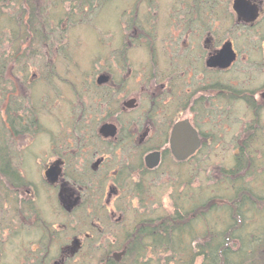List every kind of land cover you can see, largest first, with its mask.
I'll use <instances>...</instances> for the list:
<instances>
[{
  "label": "flooded vegetation",
  "instance_id": "obj_1",
  "mask_svg": "<svg viewBox=\"0 0 264 264\" xmlns=\"http://www.w3.org/2000/svg\"><path fill=\"white\" fill-rule=\"evenodd\" d=\"M106 5L113 27L94 29L96 50L86 48L85 61H59L62 69L55 61L35 83L20 78L23 89L44 84L49 100L64 93L52 125L43 122L38 93L35 105L23 101L25 91L5 98L11 106L0 111L3 207L40 221L35 253L52 252L50 264H86L100 248V263L121 264L142 240L147 253L165 187L171 196L185 172L200 174L214 138L203 125L217 115L207 101L250 106L258 93L222 77L247 71L252 56L264 69V0H85L86 26ZM43 211L58 223L47 224Z\"/></svg>",
  "mask_w": 264,
  "mask_h": 264
},
{
  "label": "rangeland",
  "instance_id": "obj_2",
  "mask_svg": "<svg viewBox=\"0 0 264 264\" xmlns=\"http://www.w3.org/2000/svg\"><path fill=\"white\" fill-rule=\"evenodd\" d=\"M35 4L38 12L41 10V17L43 16L48 19L54 17V21L51 23L53 25L52 40L54 41V45L51 48H37V55L34 59L35 61L31 64L32 66L30 65L28 70L29 73L27 74L29 77L28 80L33 81V83L40 80L36 77L39 76L42 78L43 76L48 75L49 73L47 70H51L56 65L62 69L63 64L59 61L72 59L78 60L79 62L85 61L87 59L85 57V52L87 51L86 48H90L87 52L96 50V33L94 29H97L96 27L103 29L113 27L112 16L114 15V11L113 9H110L108 5L101 8V11L103 10L104 13H101L96 18L91 19V28L89 25L86 26V21L77 22V24L75 23L76 26H73L72 19L75 18L71 17H76L75 15L79 14L74 13V15L70 17L68 11L69 9L66 8L68 7V3H65L63 0H51V2L48 0H38ZM108 9H110V11ZM60 10L62 11V14L56 18L58 14L57 12ZM51 12H54L53 15ZM59 17L60 19H58ZM127 19L128 17L126 16L125 22L123 23L120 19L121 24L125 23V26L128 21ZM59 20L62 21L61 25L58 26ZM102 37L107 39L109 36H107V34L99 36V38ZM118 37L119 40L122 39L121 36ZM250 56L251 55L249 54L247 58ZM258 58L259 56L250 57L251 60L249 64H253L254 66L244 67V69L248 68L244 73L240 72L241 70L237 67L230 70V75L222 77L223 80H226L223 81V83L228 81L232 83L233 86L238 87L243 84L241 83L243 80L245 85L250 87L251 91H258V93L254 95L255 98L251 101L250 106L244 102H237L235 100L232 102H226L224 100L217 102L207 101L208 106H210V104L217 105V115L213 118V122L203 125V130L205 133L211 132L214 138L211 145L204 147L206 149L204 152L202 150L199 163L200 174L196 177L194 172H192L191 175H188L185 172L183 181L184 184H189L191 182V186L194 188L200 183V187H206L208 196L210 195V192H212V188L216 185L218 186L221 182H226L225 178H227V174L230 175L231 169L235 164V158L238 156L240 159L242 158L243 163L246 165L249 164V168H243L240 172L232 169V176L235 175L240 179V181L235 180L234 182L236 185L239 183L242 185L243 182L257 192V195L259 194V200L256 202L259 204L258 208L264 209V97H262V95H264V69H261V66L256 67L255 62ZM55 61H58L59 63L55 65ZM58 75L60 74L58 73ZM21 76L24 75L13 76V78H11V82L9 81L10 84L7 85L8 93L9 95H14V97L10 96L8 101L12 102V99H18V93H23L25 91L28 93V96L22 97L24 98L23 101L26 102L25 100L28 98L34 104L35 98L37 97L33 94H40V112L43 114L42 119L43 122L50 127L52 125V119H54V115L50 112L51 110H54V108L58 109L60 104H64V100L62 99L64 93H59L56 96L54 95L55 100L52 99L53 97H50L49 100V97H46L44 94H47L49 89L47 90V87H45L44 84H41L39 88L30 89L26 87L23 89L24 83L20 79ZM261 91L263 92L261 93ZM12 107L14 106L12 105ZM209 137H211V135H209ZM249 138L252 141L251 147L248 146ZM240 144H243L246 148H248L246 150L242 149L241 151L234 152V146ZM231 180L232 179H230V181ZM178 187L180 188V185ZM185 190L186 187L184 185L183 189H179L178 191H180V193H184ZM170 191V186L165 187L162 192L163 195H161L163 198L162 203L165 205V208L162 209L163 212L160 213H163L164 215H170L174 210L173 193L170 196ZM232 194L233 192L227 195L232 198ZM2 199L3 198L0 195V264H50L51 259L56 257V255H53L52 252H49L51 254H47L46 252H39L38 254L35 253L36 249L41 247L40 244L35 242L39 241L42 235V228L40 229L42 224H40V221L36 220V222L34 218L32 219V215L30 214L20 217V213L14 204L11 205V207L8 206V210H6L3 207L4 205ZM217 201H221V203L224 202L222 199ZM224 203L228 204L227 202ZM211 204H213V202H208V207L211 206ZM245 206L246 205L244 204L243 208H245ZM240 208L244 210L241 206ZM244 212L243 221L244 223H247L248 231L254 229L255 225L260 222L262 217H264V210L257 212L254 217L248 215L247 210H244ZM48 213L43 211L42 218L46 220L47 224H57V219L50 217V215L47 217ZM220 214L221 212L218 214L217 211L209 212L211 225L215 219L220 222V225H214L221 228L222 221L220 219L224 220L225 217ZM54 239L60 240L59 238ZM47 242L48 239L45 240V243ZM52 246L53 245L51 244V249ZM100 249L94 259L92 258L87 261L86 264H102L100 262L102 261L104 255L103 251ZM160 254L159 250H156L155 253L149 250L145 256L135 259V262L126 258L121 264H158L157 259L162 256H159ZM160 259H165V256H162ZM163 261L164 260H162V262ZM159 262H161V260H159ZM68 264H83V262L70 260V263Z\"/></svg>",
  "mask_w": 264,
  "mask_h": 264
},
{
  "label": "trees",
  "instance_id": "obj_3",
  "mask_svg": "<svg viewBox=\"0 0 264 264\" xmlns=\"http://www.w3.org/2000/svg\"><path fill=\"white\" fill-rule=\"evenodd\" d=\"M37 1L0 0L1 110L11 106L5 105V98H10L7 95V85L11 78L27 76L30 65L35 61L37 48H51L54 45L51 24L54 17H41V10L38 12L35 4ZM63 1L68 3L66 8L69 9L70 17L74 13L79 14L71 17L75 18L72 19L73 26L77 22L87 21L82 11L85 0ZM53 13L51 12L52 15ZM57 13L56 18L62 11ZM61 21H58V26ZM248 166L249 164L246 165L237 156L232 169L240 172L243 168H249ZM232 169L230 175L227 174V178L230 177L225 178L226 182H221L218 186L215 184L208 196L206 187H200V183L195 188L191 186V182L185 183L184 193H177L176 186V192H173L174 210L168 216H154L153 227L149 233L151 236L146 238L149 241L147 247L153 253L159 250V256H165V259H160L162 256L157 259L158 264H264V217L250 231L247 230V223L243 221L244 210L251 217L264 210L259 209V204L256 203L259 194L243 182L242 185H236L234 181L240 179L232 176ZM232 192L230 198L227 194ZM221 199L228 204L217 201ZM208 202L213 204L208 207ZM244 204L246 209L243 208ZM210 211H217L218 214L221 212L220 215L225 217L224 220L220 219L221 228L215 226L220 225L215 219L211 225ZM142 233L145 234L144 230ZM145 253V240H142L130 245L127 258L135 262V259L145 256Z\"/></svg>",
  "mask_w": 264,
  "mask_h": 264
},
{
  "label": "water",
  "instance_id": "obj_4",
  "mask_svg": "<svg viewBox=\"0 0 264 264\" xmlns=\"http://www.w3.org/2000/svg\"><path fill=\"white\" fill-rule=\"evenodd\" d=\"M193 149H194V147H189L186 151L188 153V152H191Z\"/></svg>",
  "mask_w": 264,
  "mask_h": 264
}]
</instances>
